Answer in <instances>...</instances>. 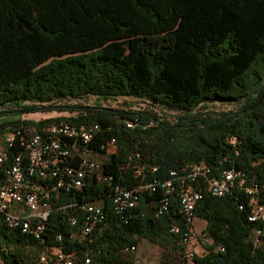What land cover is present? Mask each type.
<instances>
[{
    "label": "trees",
    "instance_id": "16d2710c",
    "mask_svg": "<svg viewBox=\"0 0 264 264\" xmlns=\"http://www.w3.org/2000/svg\"><path fill=\"white\" fill-rule=\"evenodd\" d=\"M90 95L141 99L186 118L169 124L147 109L87 105L67 116L22 118L66 111L54 102ZM210 102L240 107L217 118L194 112ZM61 122L77 128L99 124L96 137L82 140L94 153H104L101 146L116 137L117 149L102 165L108 180L90 178L53 202L103 199L105 221L86 246L72 237L76 227L61 211L51 213L42 238L8 227L0 212V264H38V255H50L46 246L78 258L85 253L97 264H134L127 254L137 238L174 244L175 255L163 253L159 264H264V234L254 242L244 192L234 187L213 196L203 179L195 215L205 221L211 243L189 258L178 244L188 226L170 174L203 161L210 175L233 168L248 183L264 179V0H0V133L14 135L0 176L24 152L20 144L30 128ZM62 145L72 151L70 142ZM169 180L174 189L167 192ZM141 182L154 189L141 191L135 207L115 213L114 186Z\"/></svg>",
    "mask_w": 264,
    "mask_h": 264
},
{
    "label": "built area",
    "instance_id": "2783aa9c",
    "mask_svg": "<svg viewBox=\"0 0 264 264\" xmlns=\"http://www.w3.org/2000/svg\"><path fill=\"white\" fill-rule=\"evenodd\" d=\"M65 130H78V138H65ZM99 131L100 125L96 123L79 128L52 125L49 129L29 131L28 137L20 144L24 152L15 154L11 163L2 169L0 212L3 222L21 233L42 238L46 234L51 213L58 210L63 212L65 221L76 227L72 237L88 246L93 241L94 232L102 227L106 218L103 199L82 201L81 204H74L72 200L56 206L53 202L58 200L60 193H74L79 186H85L90 178L108 180L109 176L102 174V165L106 158L96 159L92 157L93 151L89 147H82V140L93 139ZM13 136V133H7L0 140V165L8 158L7 144H12ZM116 141L115 136L107 140L101 146L105 149L103 154L107 156L114 153L117 149ZM229 141L233 143L234 138ZM61 142H70L72 152L56 155L55 145ZM170 174L176 176L180 211L188 226L187 231L181 234L178 244L187 246L193 239L195 208L205 193L202 186L203 175H210V168L203 161H195L185 164L180 172L172 170ZM210 177L213 179L214 188L220 189L224 194L227 187H238L244 192L247 197V219L255 225L254 242L258 243L260 236L264 234V203L255 201V193L263 191L264 194V179L248 183L247 176L233 168L223 169ZM165 185L167 192L174 189L172 180ZM144 189H154V186L146 182L130 188L115 185L111 198L113 211L120 214L135 207ZM240 205L245 204L240 202L239 208ZM177 230V226L170 228L171 232ZM55 236L61 239V233L57 232ZM45 248H50V255H38V264H97L93 258H86L85 253L78 258L74 254L63 252L59 246ZM128 250H135V247L131 246ZM185 251L191 258L192 253ZM56 254H63V261H56Z\"/></svg>",
    "mask_w": 264,
    "mask_h": 264
},
{
    "label": "rangeland",
    "instance_id": "374dc122",
    "mask_svg": "<svg viewBox=\"0 0 264 264\" xmlns=\"http://www.w3.org/2000/svg\"><path fill=\"white\" fill-rule=\"evenodd\" d=\"M55 105L61 106L63 108H67L66 111H46L40 113H30L29 115H23L22 118L28 119H39L43 117H52V116H67L70 114L69 110H77L81 106L91 105V106H102L114 109H123V110H149L156 114L162 116L164 120L169 122V124H178L181 120L186 118L184 112L174 111V110H165L161 107L152 106L149 102L141 99H136L132 97L119 96L114 98H108L106 100L99 99L93 95L86 96L82 99H61L56 100L54 102ZM240 104L238 103H220V102H210L205 105H201L197 107L194 111L196 114H200L201 117H220L223 114L236 112ZM68 110V111H67ZM73 112L72 114H74ZM8 116H16L15 114ZM33 128H30L32 130ZM7 133H0V140L4 138ZM71 149V148H70ZM72 152V151H71ZM92 157L103 160L106 158V155L103 153H92ZM244 208V205H243ZM242 208V209H243ZM205 221L196 217L193 223V239L191 242L184 246L185 250L191 252L193 255H201L206 252L205 244H210L211 240L206 236V232L204 231ZM175 246L177 244L175 243ZM173 243L168 244H159L155 242H151L144 238H137L136 249L133 252L127 254L128 257L132 258L134 264H159L161 259V255L163 253H168L171 255H175ZM40 250L38 253H40ZM47 255V254H43Z\"/></svg>",
    "mask_w": 264,
    "mask_h": 264
},
{
    "label": "bare ground",
    "instance_id": "6f19581e",
    "mask_svg": "<svg viewBox=\"0 0 264 264\" xmlns=\"http://www.w3.org/2000/svg\"><path fill=\"white\" fill-rule=\"evenodd\" d=\"M56 125H66L68 127L77 128L75 125L68 124V123H64V122H61V123L56 124ZM127 126H132V123H128ZM77 134H78V130H65V137H72V136H76ZM87 140L88 139H84L83 142H87ZM65 144H67V143H65ZM7 145L10 146L11 144H7ZM67 152H68V150L64 147V145H62V142L61 143H58L57 145H55V154L56 155L67 154ZM203 180L207 184V187H208L207 190L213 196H223L224 195V193L221 192L220 189H215L214 188V182H213V179L210 177V175H203ZM79 188H80V186L78 187V189ZM232 188H234V187H227L226 188V192L228 190H231ZM255 201L257 203H264V194H263V191H256V193H255ZM242 208H243V205H240V209H242ZM62 258H63V255L62 254H58V257L56 258V261H60V259H62Z\"/></svg>",
    "mask_w": 264,
    "mask_h": 264
}]
</instances>
